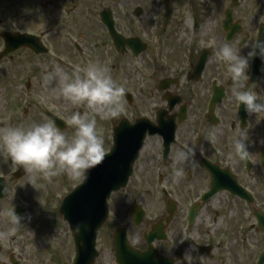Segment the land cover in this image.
Instances as JSON below:
<instances>
[{"label": "flooded vegetation", "instance_id": "af4514ba", "mask_svg": "<svg viewBox=\"0 0 264 264\" xmlns=\"http://www.w3.org/2000/svg\"><path fill=\"white\" fill-rule=\"evenodd\" d=\"M88 1V19L44 28L37 35L40 54L24 48L44 66L58 59L71 67L106 66L125 87V110L104 122L107 147L124 122L143 137L126 188L109 200L97 253L84 264H121L114 240L123 232L134 250L151 254L130 264H259L253 255L255 247L264 251V113L248 114L235 100L231 74L216 52L231 43L246 55L264 32V21L255 24L261 14L244 9L243 0ZM249 64V79L241 83L264 100V60L258 69V57ZM61 119L68 129V118ZM240 127L250 154L230 159ZM188 147L194 155L178 161L177 151ZM8 180L13 185V175ZM0 240V262L14 264L13 252L3 259Z\"/></svg>", "mask_w": 264, "mask_h": 264}, {"label": "rangeland", "instance_id": "374dc122", "mask_svg": "<svg viewBox=\"0 0 264 264\" xmlns=\"http://www.w3.org/2000/svg\"><path fill=\"white\" fill-rule=\"evenodd\" d=\"M242 4L244 9L251 10L253 14H261L255 24L264 21V0H243ZM90 5L88 0H0V19L3 21L0 34L22 32L39 36L44 28L53 27L60 20L88 19ZM3 48L4 43L0 37V53ZM67 62L70 63L68 59H64V62L58 59L50 64L47 60V65L44 66V59L26 49L0 61V127L43 122L48 119L45 111L61 118H69L75 111L86 112L89 117L96 115L86 105L72 104L53 92L54 83H45L44 73L53 63L60 64L69 72L77 66L74 64L71 67ZM28 80L31 81L29 90L26 89ZM96 119L97 127L104 137L105 120H101L98 115ZM64 131L69 138L73 134L71 126ZM108 141L107 147L104 138L106 151L112 146L111 136ZM19 168V165L12 164L10 157L0 148V176L11 179ZM29 175H24L18 181L13 178L10 196L0 205V232L11 226L2 210L4 212L21 206L25 213L22 226L3 239V259L6 260L5 252L10 251L21 260V264H70L73 240L68 224L59 213V207L79 185L80 180H73L61 173L52 177L50 182L38 179L34 188L28 183ZM260 236L254 237L259 240ZM109 250L111 251L110 246ZM261 252V249L254 248V261H257ZM236 255L237 253L234 258L239 259Z\"/></svg>", "mask_w": 264, "mask_h": 264}, {"label": "clouds", "instance_id": "9594fccd", "mask_svg": "<svg viewBox=\"0 0 264 264\" xmlns=\"http://www.w3.org/2000/svg\"><path fill=\"white\" fill-rule=\"evenodd\" d=\"M216 56L223 61L226 72L231 74L232 95L243 105L245 112L258 115L264 113V100L257 98L251 85L245 88L241 83L249 79V61L255 57L264 60V40H256L246 55L241 54L231 43H224ZM261 79H264V75ZM44 81L46 84L54 83L52 91L65 100L92 109L101 120L116 118L125 110L124 85L118 83L109 69L99 63L89 62L82 67L77 65L70 72L60 64L53 63L44 73ZM96 115L89 117L86 112H73L67 119V125L73 129L70 138L51 118L27 126L0 127V148L10 157L13 165L22 167L25 175L31 174L28 183L34 188L38 179L50 182L52 177L61 173L83 182L88 171L100 164L106 154L104 137L97 127ZM209 135L215 137L216 130ZM194 153L193 147L179 149L176 159L186 162ZM249 154L246 128L240 127L232 140V151L228 156L230 159L238 157L243 160ZM181 171L174 169V174L179 175ZM9 189L4 185L2 190L8 193ZM2 214L8 217L11 225L6 231L0 232V239H6L22 226L21 221L25 217L18 214L14 207L4 210Z\"/></svg>", "mask_w": 264, "mask_h": 264}, {"label": "water", "instance_id": "95a60500", "mask_svg": "<svg viewBox=\"0 0 264 264\" xmlns=\"http://www.w3.org/2000/svg\"><path fill=\"white\" fill-rule=\"evenodd\" d=\"M2 37L5 40L6 49L1 58L24 46L30 47L36 53L42 52L39 39L35 36L5 33ZM260 40H264V33L261 34ZM261 60L258 57L257 69L260 67ZM48 116L56 123L59 122L55 116ZM135 128L136 126L130 128L127 124H122L115 129L114 146L110 153L100 164L89 170L86 179L63 201L60 211L64 220L69 223L75 239L76 264H84L85 261H91L95 257L96 237L107 219V200L112 192L119 191L126 186L132 173V164L143 140ZM128 157H131V160L128 165L124 166L123 162ZM24 174V170L21 169L15 177L20 179ZM4 185L10 187L3 178H0V200L8 196V193L2 190ZM15 211L23 216L21 208ZM77 226H79V231H77ZM119 235L115 237L114 244L117 259L121 264H130L131 260L136 259H151L150 252L139 253L128 244L125 232ZM260 264H264V253L260 258Z\"/></svg>", "mask_w": 264, "mask_h": 264}]
</instances>
